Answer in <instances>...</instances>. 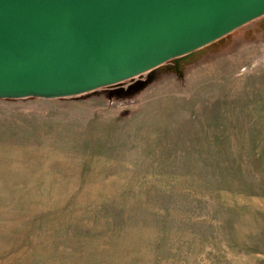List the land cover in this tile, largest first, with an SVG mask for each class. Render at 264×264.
<instances>
[{
    "label": "rangeland",
    "instance_id": "obj_1",
    "mask_svg": "<svg viewBox=\"0 0 264 264\" xmlns=\"http://www.w3.org/2000/svg\"><path fill=\"white\" fill-rule=\"evenodd\" d=\"M0 264H264V16L183 79L0 98Z\"/></svg>",
    "mask_w": 264,
    "mask_h": 264
},
{
    "label": "water",
    "instance_id": "obj_2",
    "mask_svg": "<svg viewBox=\"0 0 264 264\" xmlns=\"http://www.w3.org/2000/svg\"><path fill=\"white\" fill-rule=\"evenodd\" d=\"M264 0H0V98H61L187 66ZM142 84V82H141Z\"/></svg>",
    "mask_w": 264,
    "mask_h": 264
},
{
    "label": "bare ground",
    "instance_id": "obj_3",
    "mask_svg": "<svg viewBox=\"0 0 264 264\" xmlns=\"http://www.w3.org/2000/svg\"><path fill=\"white\" fill-rule=\"evenodd\" d=\"M44 163V162H43Z\"/></svg>",
    "mask_w": 264,
    "mask_h": 264
}]
</instances>
